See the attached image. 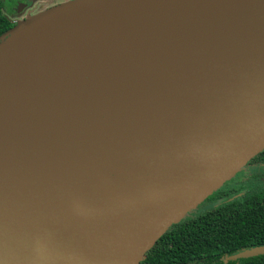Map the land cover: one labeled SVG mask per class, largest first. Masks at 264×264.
<instances>
[{
    "label": "water",
    "instance_id": "water-1",
    "mask_svg": "<svg viewBox=\"0 0 264 264\" xmlns=\"http://www.w3.org/2000/svg\"><path fill=\"white\" fill-rule=\"evenodd\" d=\"M94 5L104 41L161 86L138 100L114 96L110 126L108 110L87 95L30 103L27 119L14 121L12 100L26 94L8 84L0 264H140L264 149V0H69L1 34L0 59Z\"/></svg>",
    "mask_w": 264,
    "mask_h": 264
},
{
    "label": "bare ground",
    "instance_id": "bare-ground-1",
    "mask_svg": "<svg viewBox=\"0 0 264 264\" xmlns=\"http://www.w3.org/2000/svg\"><path fill=\"white\" fill-rule=\"evenodd\" d=\"M98 9V5L81 7L80 12L86 14L84 18L58 26L13 55L0 59V109L9 104L6 91L9 83L14 85L10 89L15 87L16 94H26L21 100H12L13 114L7 116L22 121L27 119L26 106L30 103L59 104L70 96L80 99L87 95L95 100L91 105L100 101L108 110L106 119L112 126L115 113L111 100L114 96L138 100L161 86L158 78L131 60L126 52L104 41L101 36L103 20ZM73 22L78 24L74 32H70L66 28ZM52 111L54 116L60 115L57 108ZM55 124H48V127Z\"/></svg>",
    "mask_w": 264,
    "mask_h": 264
},
{
    "label": "trees",
    "instance_id": "trees-1",
    "mask_svg": "<svg viewBox=\"0 0 264 264\" xmlns=\"http://www.w3.org/2000/svg\"><path fill=\"white\" fill-rule=\"evenodd\" d=\"M14 1L0 0V35L14 26L4 12ZM248 162L264 163V149ZM228 187H220L205 199L216 203L210 210L188 214L172 225L144 254L140 264H264V252L230 258L264 245V188L252 196L232 199L235 190ZM221 199L225 202H215Z\"/></svg>",
    "mask_w": 264,
    "mask_h": 264
},
{
    "label": "rangeland",
    "instance_id": "rangeland-1",
    "mask_svg": "<svg viewBox=\"0 0 264 264\" xmlns=\"http://www.w3.org/2000/svg\"><path fill=\"white\" fill-rule=\"evenodd\" d=\"M25 5V10H16L12 11V14L8 13L9 9L4 11L9 18H11L14 22H22L24 21L25 17L27 16V12L30 9H34L32 12L29 13L28 16H34V14L39 13L43 11L46 8L52 7L57 4L64 3L69 0H20ZM250 173V172H249ZM247 171L244 170V167L241 168L232 178H230L228 181H226L221 187L224 185L230 186L233 185L235 190V194H232L230 197H234L236 194L240 193H249L252 191H258L260 189L264 188V165L258 166L253 169V172L251 175L247 176ZM245 176V178H244ZM243 177V179H242ZM210 197V196H209ZM217 202L224 203L225 200L221 199ZM216 203H211L210 199L204 200L201 203H199L190 213L191 214H197L199 211H207L210 210L211 207H214Z\"/></svg>",
    "mask_w": 264,
    "mask_h": 264
},
{
    "label": "flooded vegetation",
    "instance_id": "flooded-vegetation-1",
    "mask_svg": "<svg viewBox=\"0 0 264 264\" xmlns=\"http://www.w3.org/2000/svg\"><path fill=\"white\" fill-rule=\"evenodd\" d=\"M23 5H24V3H22L20 0L14 1L13 4L11 5V7L9 6V8H8L9 9V13L12 14V11L22 10L23 7H24ZM9 19H10L11 22L15 23L11 18H9ZM263 165H264V163H261V162H259V163H254V162L246 163L244 165V170L247 171L246 177L251 175V173L253 172V169L255 167L263 166ZM244 178H245V176H244ZM242 179H243V177H242ZM228 188L236 190L233 185H230ZM257 193H258L257 191H252V192H249V193H240V194H236L234 197H232V199L236 198V197H241L243 195L252 196V195L257 194ZM233 194H235V193H233Z\"/></svg>",
    "mask_w": 264,
    "mask_h": 264
},
{
    "label": "crops",
    "instance_id": "crops-1",
    "mask_svg": "<svg viewBox=\"0 0 264 264\" xmlns=\"http://www.w3.org/2000/svg\"><path fill=\"white\" fill-rule=\"evenodd\" d=\"M24 7H23V9L21 10V11H24L25 10V5H23ZM34 9H30V10H28V12H27V16L29 15V13L30 12H32ZM9 13V12H8ZM37 14V13H36ZM35 15V14H34ZM16 23V22H15Z\"/></svg>",
    "mask_w": 264,
    "mask_h": 264
}]
</instances>
